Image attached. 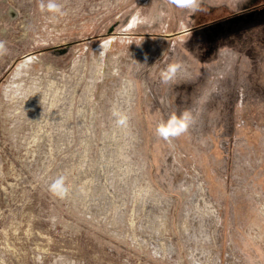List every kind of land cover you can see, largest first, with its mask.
<instances>
[{"label": "rangeland", "instance_id": "374dc122", "mask_svg": "<svg viewBox=\"0 0 264 264\" xmlns=\"http://www.w3.org/2000/svg\"><path fill=\"white\" fill-rule=\"evenodd\" d=\"M0 44V264H264V0H0Z\"/></svg>", "mask_w": 264, "mask_h": 264}, {"label": "clouds", "instance_id": "9594fccd", "mask_svg": "<svg viewBox=\"0 0 264 264\" xmlns=\"http://www.w3.org/2000/svg\"><path fill=\"white\" fill-rule=\"evenodd\" d=\"M193 2V0H191V2H187V0H173V3L177 4V5H190ZM53 8H55V5L52 6ZM4 50V45L0 44V51ZM168 77H165V82H167ZM186 130V125L184 128L181 129V131ZM165 139H167V136H165Z\"/></svg>", "mask_w": 264, "mask_h": 264}, {"label": "bare ground", "instance_id": "6f19581e", "mask_svg": "<svg viewBox=\"0 0 264 264\" xmlns=\"http://www.w3.org/2000/svg\"><path fill=\"white\" fill-rule=\"evenodd\" d=\"M23 61H24V60H23ZM26 62H28V61H26ZM23 64H25V62H24ZM20 69H21V68H20ZM20 69H19V70H20ZM17 71H18V70H17ZM128 87H129V86H128ZM93 88H94V87H93ZM198 188H199V187H198ZM211 211H212V210H211ZM147 224H148V223H147ZM145 225H146V224H145ZM197 242H198V241H197Z\"/></svg>", "mask_w": 264, "mask_h": 264}, {"label": "snow or ice", "instance_id": "6c2138e0", "mask_svg": "<svg viewBox=\"0 0 264 264\" xmlns=\"http://www.w3.org/2000/svg\"><path fill=\"white\" fill-rule=\"evenodd\" d=\"M187 2H189V3H190V2H191V0H187Z\"/></svg>", "mask_w": 264, "mask_h": 264}]
</instances>
